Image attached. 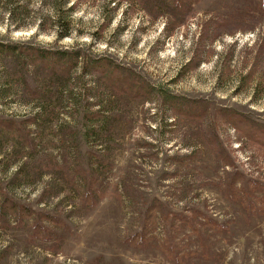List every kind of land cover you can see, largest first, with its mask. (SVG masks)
<instances>
[{
  "label": "rangeland",
  "instance_id": "1",
  "mask_svg": "<svg viewBox=\"0 0 264 264\" xmlns=\"http://www.w3.org/2000/svg\"><path fill=\"white\" fill-rule=\"evenodd\" d=\"M34 1L21 28L0 13L1 38L82 47L153 92L121 94L82 65L65 79L35 68L33 101L19 63L0 59V116L40 114L25 137L0 125V264H264V144L222 112L264 126L262 2L196 0L169 29V0H74L60 39ZM172 94L203 107L183 116Z\"/></svg>",
  "mask_w": 264,
  "mask_h": 264
},
{
  "label": "trees",
  "instance_id": "2",
  "mask_svg": "<svg viewBox=\"0 0 264 264\" xmlns=\"http://www.w3.org/2000/svg\"><path fill=\"white\" fill-rule=\"evenodd\" d=\"M145 5L146 9L154 6L156 0H137ZM196 0H169L168 10H167V26L170 29H175L181 27L188 20L190 15V8L194 5ZM260 3V9L264 11V0H258ZM34 0H0V13L8 16L9 24L7 28L10 29L12 25L16 28H21L24 26L25 19L31 18L32 13L35 14L36 5ZM40 7H44L49 10L50 15L45 16V18H40L38 23L40 27L47 28L48 23L62 24L64 32H62L58 38L63 39L67 35H70L71 27V16L73 15L75 8L74 0H40L38 2ZM71 4V5H70ZM67 5H70L66 8ZM60 25H57V27ZM84 48L77 49H63V48H45L41 45H35L30 41L15 42L11 40H5L0 37V59L9 58L14 59L20 65L22 72V81L24 88L22 94H30L33 101L36 100L40 89L36 91L34 87L33 80L30 76V70L35 68H40L42 71L49 73V77L56 75L57 79H65L71 77L74 70L78 69L80 65L83 67L82 76H88L89 74L93 77H98L103 79L107 84L116 87L119 93L124 95L133 96L136 99H145L153 92V89L140 82L132 74V70L110 62L105 58L101 57H83ZM84 58V60H82ZM82 61V62H81ZM92 77V78H93ZM166 101L171 107L182 113L183 116L191 117L196 116L197 111L202 109V105H199L195 101L184 102L181 98L179 99L175 95H167ZM41 109V108H40ZM223 116L227 117L229 121H234L242 130H248V134H257L255 140L261 141L264 144V126L256 128L255 124L246 119L236 110H222ZM35 115L30 121L18 122L14 118H5L0 116V125L6 129H16L22 134H24V127L28 122H36ZM21 123V126H20ZM251 123V129H244L243 124ZM27 136V135H26ZM25 137V134L24 136ZM258 138V139H256ZM29 144L30 141H26ZM225 165L230 163L225 161ZM95 177H99L96 175ZM87 188L90 189L93 185V179L89 177L87 179ZM89 192H91L89 190ZM13 205V203H12ZM16 205V206H15ZM18 203L14 201V206L16 210ZM29 211V210H28Z\"/></svg>",
  "mask_w": 264,
  "mask_h": 264
}]
</instances>
